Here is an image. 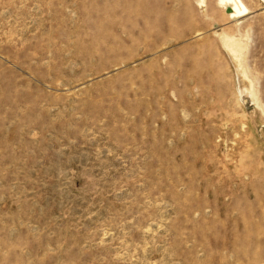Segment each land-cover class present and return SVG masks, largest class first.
<instances>
[{
	"label": "rangeland",
	"instance_id": "374dc122",
	"mask_svg": "<svg viewBox=\"0 0 264 264\" xmlns=\"http://www.w3.org/2000/svg\"><path fill=\"white\" fill-rule=\"evenodd\" d=\"M243 1L0 0V264H264V2Z\"/></svg>",
	"mask_w": 264,
	"mask_h": 264
},
{
	"label": "bare ground",
	"instance_id": "6f19581e",
	"mask_svg": "<svg viewBox=\"0 0 264 264\" xmlns=\"http://www.w3.org/2000/svg\"><path fill=\"white\" fill-rule=\"evenodd\" d=\"M219 5L228 12L232 19L242 17L249 10L243 0H219ZM222 42L238 67L241 92L251 95L252 99L259 104L257 91L254 88L253 80L248 74V66L244 62L247 44L236 37L229 36H222Z\"/></svg>",
	"mask_w": 264,
	"mask_h": 264
}]
</instances>
